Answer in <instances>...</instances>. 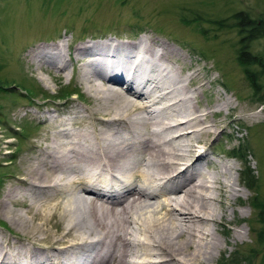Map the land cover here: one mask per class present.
Instances as JSON below:
<instances>
[{"label": "bare ground", "instance_id": "1", "mask_svg": "<svg viewBox=\"0 0 264 264\" xmlns=\"http://www.w3.org/2000/svg\"><path fill=\"white\" fill-rule=\"evenodd\" d=\"M29 53L37 70L66 69L60 43ZM69 58L89 102L33 115L48 129L1 192L21 238L1 234L0 264H225L243 187L207 150L231 99L158 38L89 41Z\"/></svg>", "mask_w": 264, "mask_h": 264}, {"label": "rangeland", "instance_id": "2", "mask_svg": "<svg viewBox=\"0 0 264 264\" xmlns=\"http://www.w3.org/2000/svg\"><path fill=\"white\" fill-rule=\"evenodd\" d=\"M238 13L264 22V0H0V84L10 86L7 93L0 91V197L12 185L21 158L48 129L35 114L57 115L73 104L82 107L89 102L77 65L69 58L74 48L107 38L119 42H135L145 35L158 38L179 47L189 64L199 67L212 96L228 97L233 103L228 116L224 110L212 119L226 128L207 151L212 159L229 158L237 170L235 177L243 188L235 206L241 214L233 217L229 228L244 234L225 246L226 252L216 260L264 264V245L255 233L261 229L258 210L252 207L255 199L264 203V105L252 98L253 90L236 62L240 35L230 26V18ZM54 43L62 45L65 71L37 70L29 51ZM250 51L264 56V37L250 44ZM199 98L207 104L205 97ZM233 148L236 152L246 148L245 157L241 156L245 151H234L230 157ZM244 164L255 176L253 191L242 181ZM8 223L0 216V236L12 238L14 233L21 238Z\"/></svg>", "mask_w": 264, "mask_h": 264}, {"label": "trees", "instance_id": "3", "mask_svg": "<svg viewBox=\"0 0 264 264\" xmlns=\"http://www.w3.org/2000/svg\"><path fill=\"white\" fill-rule=\"evenodd\" d=\"M232 23L230 26L239 29L238 34L240 35V40L238 42L239 48L236 51V62L243 70L245 80L249 83V86L253 90L252 98L264 105V56L263 55H253L250 51V44L255 40L264 37V22L261 19L251 20L248 18L247 14L238 13L233 15L231 18ZM220 22H218L219 24ZM142 30L140 27L137 29V32ZM10 86H3L0 84V91L4 92L5 89ZM27 94V93H26ZM28 96V95H27ZM64 94H61V97ZM66 96L65 98H67ZM25 137V136H23ZM237 150V149H236ZM236 150H234L236 152ZM240 151H245L242 158L245 157L247 149H240ZM233 152L232 154H234ZM240 155V154H238ZM241 159V157H240ZM244 162V161H243ZM244 170L242 171V177L245 187L248 191H253L256 186V179L253 175V172L249 170L247 165H243ZM254 209L258 210V221L261 229L258 232H255L257 241L259 244L264 245V203L254 200L252 205Z\"/></svg>", "mask_w": 264, "mask_h": 264}]
</instances>
